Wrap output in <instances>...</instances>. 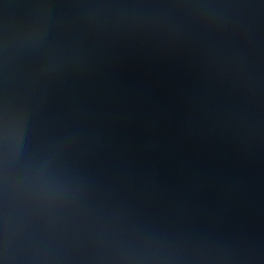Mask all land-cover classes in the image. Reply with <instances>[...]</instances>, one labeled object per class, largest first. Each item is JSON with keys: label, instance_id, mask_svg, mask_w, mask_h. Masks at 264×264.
Returning a JSON list of instances; mask_svg holds the SVG:
<instances>
[{"label": "water", "instance_id": "obj_1", "mask_svg": "<svg viewBox=\"0 0 264 264\" xmlns=\"http://www.w3.org/2000/svg\"><path fill=\"white\" fill-rule=\"evenodd\" d=\"M0 264H264V0H0Z\"/></svg>", "mask_w": 264, "mask_h": 264}]
</instances>
